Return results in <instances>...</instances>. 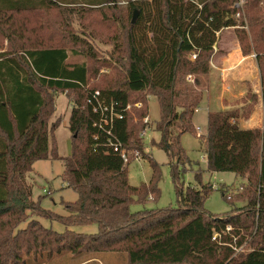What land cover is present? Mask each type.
<instances>
[{
    "label": "trees",
    "instance_id": "trees-1",
    "mask_svg": "<svg viewBox=\"0 0 264 264\" xmlns=\"http://www.w3.org/2000/svg\"><path fill=\"white\" fill-rule=\"evenodd\" d=\"M115 2L99 0L90 5ZM237 2L133 3L130 15L138 11L139 19L133 24L129 17L125 39L115 35L119 45L109 59L101 60L62 13L69 11L62 5L82 3L0 0V41L8 44L7 52L0 54V264H27L24 256L63 252L125 253L129 264H264V128L243 130L235 122L237 114L210 113L202 139L209 171L233 173L246 182L232 196L223 191L227 202H246L245 207L213 216L204 209L209 187H189L184 192L179 186V168L186 172L191 166L181 137L195 132L193 119L203 100L200 87L208 78L218 34L224 29L237 28L245 56L254 50L259 54L264 99V19L257 17L252 27L248 23L249 30L240 28L243 25L235 18ZM262 4L264 0H248L247 17L250 7L262 9ZM56 14L62 19L57 32L50 19ZM70 45L87 53L94 61L92 67L67 65ZM191 54H197L196 60L190 59ZM92 79L97 80L93 85ZM90 89L100 91L107 103L120 110L128 104H143L116 122L115 135L124 148L149 159L153 176L148 184L131 186L123 160L107 153L105 137L96 126L98 115L87 102ZM58 92L75 98L70 117L72 155L53 156L63 161V180L78 194L76 202L65 203L66 217L44 210L40 199L34 201L26 180L36 162L50 159L49 122ZM147 94L159 102L155 130L162 137L158 145L171 159L180 206L133 212L132 206L145 204L151 194L155 200L160 196L159 165L145 153L140 138L147 129ZM196 180L202 185L201 171ZM34 216L68 227L96 224L98 232L60 234ZM24 223L28 225L21 229ZM215 233L221 239L213 241ZM242 247L243 252L235 250Z\"/></svg>",
    "mask_w": 264,
    "mask_h": 264
},
{
    "label": "rangeland",
    "instance_id": "rangeland-1",
    "mask_svg": "<svg viewBox=\"0 0 264 264\" xmlns=\"http://www.w3.org/2000/svg\"><path fill=\"white\" fill-rule=\"evenodd\" d=\"M73 1V0H72ZM82 4L62 5L63 8L68 7L69 11H63V15L71 21L75 34L86 39L93 47L98 59H109L114 51L115 45H119L118 41H114L115 35H120L125 39V29L129 21L133 20L131 4L150 2L151 0H115L116 4L105 3L102 5H90L91 2L99 0H74ZM111 8V9H110ZM262 9L248 10L249 18L247 17L250 27L254 24L257 17L264 19V5ZM66 9V8H65ZM101 11V12H99ZM61 13V15H62ZM247 16V13H246ZM129 17L131 19H129ZM140 14L137 11L136 21ZM254 17V20L252 19ZM52 20L51 26L60 28L62 19L58 15L50 17ZM252 19V22H251ZM104 21V25L100 24ZM47 23V22H46ZM99 24V25H97ZM249 27V26H248ZM249 30V29H248ZM114 39V40H113ZM69 57L67 65L87 63L92 67L94 61L90 60L87 53L79 52L82 49L69 46ZM8 44L6 41H0V51H6ZM123 49H126L123 47ZM78 51V52H77ZM77 53V54H76ZM92 79L91 84L97 82ZM190 83L194 81L188 80ZM200 89L205 87V80L202 82ZM194 85V84H193ZM203 92V96H204ZM148 106V118L150 123L149 129L144 130L147 135L141 138L142 144L145 147V153L151 156L152 159L159 165L161 171V182L159 184L160 196L155 200L156 195L151 194L145 204H136L132 206V211H142L145 209H166L169 207L178 208L180 206V198L177 193V185L174 183L171 159L168 154L159 147L161 141V133L156 131L157 122L160 120V106L156 97L151 94L146 95ZM55 112L49 122L50 128V144L49 152L50 159L38 161L33 165V170L27 175V183L32 187V197L34 201H39L41 207L58 216H69L65 203H73L78 199V194L68 187V184L63 180L65 167L62 160H53L56 155L60 158H66L72 155L73 151V134L70 129V117L75 106V98L71 94L56 93L54 100ZM206 97L194 115L193 124L195 127L194 133H186L181 137V146L186 157L191 162V166H187V171L183 172L182 167L179 186L186 192L187 188H195L201 190L202 186L209 187L211 192L204 204V209L213 216H221L231 213L234 209L238 210L246 206V202H236L231 204L223 197V191L232 196L241 191L246 182L233 173H214L208 170L207 158L205 155V146L202 141L203 136L207 135L208 127V109ZM138 119L135 116V120ZM202 136L199 137L200 133ZM143 156V155H142ZM201 171L202 185L196 180V173ZM129 183L131 186L140 187L142 184H148L153 176V168L149 159L133 161L127 168ZM32 219L39 221L44 227L52 229L57 233H65L67 230L74 231L80 234H96L98 226L96 224L85 226L68 227L53 219L41 218L34 216ZM27 223L21 225V229L27 227ZM27 264H129L128 256L125 253H91L85 252L79 255L71 252H63L48 256L46 254L34 256H24Z\"/></svg>",
    "mask_w": 264,
    "mask_h": 264
},
{
    "label": "crops",
    "instance_id": "crops-1",
    "mask_svg": "<svg viewBox=\"0 0 264 264\" xmlns=\"http://www.w3.org/2000/svg\"><path fill=\"white\" fill-rule=\"evenodd\" d=\"M236 30L227 28L218 34L203 99H207L209 114L235 113L238 116L235 122L241 129H263L264 99L257 60L259 54L256 50L248 56L243 54Z\"/></svg>",
    "mask_w": 264,
    "mask_h": 264
},
{
    "label": "built area",
    "instance_id": "built-area-1",
    "mask_svg": "<svg viewBox=\"0 0 264 264\" xmlns=\"http://www.w3.org/2000/svg\"><path fill=\"white\" fill-rule=\"evenodd\" d=\"M248 0H238L235 4L234 8L236 9L235 18L242 23L243 25L240 28L248 30V20L246 16V4ZM6 53V51H0V54ZM197 54H191L190 59L192 61L196 60ZM104 72V71H102ZM188 80L191 82L193 81V77L189 76ZM88 105L92 107V110L95 114L98 115V122L97 128L101 134L105 137L104 147L107 153H111L114 155L119 156L126 167H128L133 161H140L143 159L142 154L139 151H129L124 148L123 144L115 135V126L118 120H122L125 117L126 112H131L133 109H142L143 104L141 102L136 103L134 106L128 104L125 109L120 110L117 106L113 103H107L101 95V92L98 90H89V97H88ZM144 123L147 124V129H149L148 125L150 120L148 117L144 119ZM145 135V131L141 133V138ZM199 137L202 136L201 131L198 134ZM97 140V137L95 138ZM242 189V188H241ZM151 198V196H150ZM227 232H230L232 228L230 226L227 227ZM221 239V235L215 233L213 236V241H217ZM238 253L244 251V247L240 249H235Z\"/></svg>",
    "mask_w": 264,
    "mask_h": 264
},
{
    "label": "water",
    "instance_id": "water-1",
    "mask_svg": "<svg viewBox=\"0 0 264 264\" xmlns=\"http://www.w3.org/2000/svg\"><path fill=\"white\" fill-rule=\"evenodd\" d=\"M137 11L134 12L132 23H136Z\"/></svg>",
    "mask_w": 264,
    "mask_h": 264
}]
</instances>
